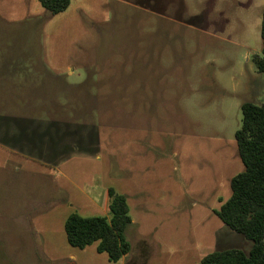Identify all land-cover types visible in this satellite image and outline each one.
<instances>
[{
	"label": "rangeland",
	"instance_id": "1",
	"mask_svg": "<svg viewBox=\"0 0 264 264\" xmlns=\"http://www.w3.org/2000/svg\"><path fill=\"white\" fill-rule=\"evenodd\" d=\"M36 5L0 0V71L23 88L0 82V141L54 168L0 153V264L249 254L253 242L214 211L244 170L241 107L264 103V0H71L48 24ZM110 188L132 219L118 263L97 243L70 246L64 229L72 213L110 218Z\"/></svg>",
	"mask_w": 264,
	"mask_h": 264
},
{
	"label": "trees",
	"instance_id": "2",
	"mask_svg": "<svg viewBox=\"0 0 264 264\" xmlns=\"http://www.w3.org/2000/svg\"><path fill=\"white\" fill-rule=\"evenodd\" d=\"M52 16L68 10L71 0H39ZM262 54L254 58L257 70L264 73V9L261 25ZM241 128L235 138L244 170L230 181L231 196L214 214L233 232L253 242L249 254L226 249L207 254L199 264H264V103L245 102ZM110 218L83 217L72 213L64 229L70 246L85 249L97 243L111 263L120 262L131 252L126 230L132 224L128 198L108 190Z\"/></svg>",
	"mask_w": 264,
	"mask_h": 264
},
{
	"label": "crops",
	"instance_id": "3",
	"mask_svg": "<svg viewBox=\"0 0 264 264\" xmlns=\"http://www.w3.org/2000/svg\"><path fill=\"white\" fill-rule=\"evenodd\" d=\"M36 2H37V7L35 8V10L33 11V13L34 14H36V15H42L43 16V21H45L47 24L49 23V19H51V17H49V14H48V12L41 6V4H40V2H39V0H36ZM65 13V12H64ZM63 14V13H62ZM62 14H59V15H56V16H53V18L54 19H56V18H58V17H60ZM12 51H14V50H12ZM21 51H22V49H15V51L14 52H18V53H21ZM19 56V57H18ZM17 57L16 56H14V57H11V59H14L13 61L12 60H10L9 61V63H7V64H9L8 65V67L10 68V69H12L13 70V68H22L23 66L21 65L24 61H22L23 59V57L24 56H21V55H18ZM2 68H4V69H6L7 68V66H4V67H2ZM3 72H1L0 71V82H4V83H10V82H13V83H17V85L18 84H20L19 82V80H16L17 78L16 77H19V73L18 72H7V73H9L8 74V76L6 75L5 77H2V75H4V74H7V73H4V74H2ZM24 77V76H23ZM21 85H18L17 87L19 88ZM20 89H23L22 87H20ZM58 123H60V122H58ZM12 130H14V129H11V130H8V133L10 132V131H12ZM12 142H5V141H0V153H4V154H8V155H10L11 157L12 156H15V157H19V158H21V159H25V160H29V161H31V162H38V163H41V164H43L44 166H46L47 168L48 167H50V169L51 168H54V167H52V166H49V165H47L46 164V162H44V161H42V160H37V159H34V158H32V157H30V156H28L27 154H24V153H22V152H19V151H17L16 149H15V146L13 145V144H11ZM57 171V170H56ZM108 195V194H107ZM102 205H103V207L105 208V210L107 211L108 210V205H109V197H108V199H104V201H103V203H102ZM109 211V210H108ZM68 218V217H67ZM97 247V246H96ZM126 258H128V257H124L122 260H123V262L125 261V259Z\"/></svg>",
	"mask_w": 264,
	"mask_h": 264
}]
</instances>
